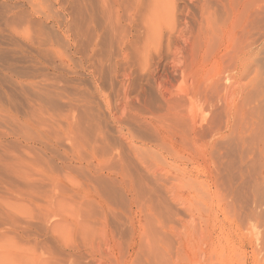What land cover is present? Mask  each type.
<instances>
[{
    "label": "rangeland",
    "instance_id": "374dc122",
    "mask_svg": "<svg viewBox=\"0 0 264 264\" xmlns=\"http://www.w3.org/2000/svg\"><path fill=\"white\" fill-rule=\"evenodd\" d=\"M27 134L89 160L39 203L0 162V264H264V0H0V147Z\"/></svg>",
    "mask_w": 264,
    "mask_h": 264
},
{
    "label": "bare ground",
    "instance_id": "6f19581e",
    "mask_svg": "<svg viewBox=\"0 0 264 264\" xmlns=\"http://www.w3.org/2000/svg\"><path fill=\"white\" fill-rule=\"evenodd\" d=\"M184 131H185L184 133H186V132H189L190 130H188V131L184 130ZM191 131H192V129H191ZM195 131H197V130H195ZM196 133H198V132H196ZM189 134H190V132H189ZM195 136L197 137V134ZM185 137H186V135L184 136V138ZM24 139H25V141H24L25 149L30 151L27 157H24V156H21V155L20 156H18V155L10 156L9 155L10 154V149L7 146L8 144L7 145H3L4 144L3 143L2 147H0V149H1L0 162L2 163L3 166H5L6 173L7 172L9 173V175H8V173L6 174L7 175L6 179L7 178L9 179L11 177L10 174H12L13 175L12 178L13 179L15 178L14 179L15 181L19 180V181H22V183L25 184L24 186L20 185V186L24 187L21 190V192L24 190L22 192L23 194L20 192V189L18 190V188H17L18 192H20V194L23 195V198H19V199H24V196L26 195L27 197L31 198V199L29 198L30 200L28 199V201L29 202L31 201V203H32V202L37 201L36 199L34 201V198L38 199V197H35V195L38 196L40 194H43V197L44 196L47 197L46 198L47 200H45V198H44L43 202H45V201L47 202L48 199L51 198V197H49L50 191L52 193L53 192L56 193V191H58V189H59V183L60 182L58 180V174L55 173L54 166H56V164L59 165L60 163H62V165L63 164H67V166H72V165H74V163H76V164L78 163V164L82 165V163H86L87 162L86 159H88V158H87V156H85V153H84L85 150H83V153H84L83 154L80 149L74 148L73 150L71 149L72 150V153H71V152L62 150L60 148L61 146L58 145L57 143H53V144H48L47 145L46 144L47 142L46 143L43 142V144H45V146L39 148L38 144L42 143V139H40L38 136H36V134H33V135L32 134L31 135L27 134V136H24ZM55 139L58 140L59 138L55 137ZM75 139L78 141L77 138H75ZM17 141L19 143L23 142L22 140H18V139H17ZM186 141L188 142V140H186ZM95 143L92 144V145H94V147L96 145ZM92 145H89V146L93 147ZM95 148H97V146ZM95 148L94 149L91 148V150L93 151V153H94V150H95V154H96L97 153L96 151L99 150V148L97 150ZM87 149H90V148L88 147ZM87 149H86V151H87ZM100 152L101 151L99 150L97 154L99 155ZM32 153H33V155H32ZM87 154L89 155V153L86 152V155ZM60 161H62V162H60ZM43 162L45 163L46 167H44ZM63 167H64V165H63ZM98 167H99L100 171L107 172L106 166H104V165L100 166L99 165ZM111 168H112V166H111ZM111 168H110V170H112ZM113 169H114V167H113ZM8 176H10V177H8ZM13 179H11V180L13 181ZM12 181H10V180L8 181L7 180V183L10 182V184L12 186H17L16 184H18V183H12ZM113 183L114 182L112 180V184ZM128 183L129 182H127L124 187L126 189L128 188V195L131 196L129 190L132 191V189H131L132 188V186H131L132 184L129 183L130 185H128ZM85 184L88 186V188L90 186H92L94 188V190H96L98 188L100 190V191L98 190L99 191L98 193H101L102 190L107 191V188H109L107 180L105 178L101 177V176H95V177H92V179L91 178H87ZM86 185H85V188L87 189ZM111 187H112V185H110V188ZM104 191H103V193H104ZM109 191L113 192V190L108 189L107 192H109ZM71 192L72 191H70V193ZM112 192H109V194L112 193ZM33 195H34V198H33ZM101 197H102V194H101ZM81 198H83L82 201L86 200V196H85V193H84L83 190L81 192ZM17 199H15L14 202ZM102 199H104V198L102 197ZM107 199H109V198L107 197ZM53 200H51V203H52ZM88 201L89 200H87V202ZM18 202H19L18 204H22L23 206H26V204L24 205V203H26V202L21 201V200H19ZM39 202L37 201V203H39ZM84 202H86V201H84ZM15 203H17V202H15ZM48 206H50V204Z\"/></svg>",
    "mask_w": 264,
    "mask_h": 264
}]
</instances>
